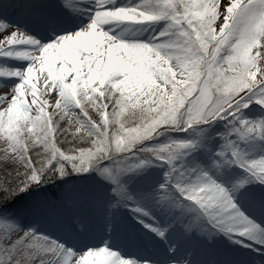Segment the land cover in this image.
<instances>
[{
  "label": "snow or ice",
  "instance_id": "1",
  "mask_svg": "<svg viewBox=\"0 0 264 264\" xmlns=\"http://www.w3.org/2000/svg\"><path fill=\"white\" fill-rule=\"evenodd\" d=\"M5 3L42 19L34 0H0V58L26 62L0 68V264H191L175 259V245L155 261L125 259L107 243L77 252L25 222L61 211L27 199L35 188L91 173L99 184L69 190L64 207L87 202L109 216L128 208L161 241L178 225L183 238L222 234L264 252V227L241 202L264 214V191L250 188L264 187V155L237 147L259 140L264 153V119L244 117L252 104L264 108V0H60L87 21L69 28L50 16L43 36L12 30ZM217 120L231 128L222 148L209 165L188 167L203 126ZM189 130L191 140L150 146ZM157 162L164 182L134 195L132 178ZM233 167L243 178H229ZM150 203L174 223L162 228Z\"/></svg>",
  "mask_w": 264,
  "mask_h": 264
},
{
  "label": "rangeland",
  "instance_id": "2",
  "mask_svg": "<svg viewBox=\"0 0 264 264\" xmlns=\"http://www.w3.org/2000/svg\"><path fill=\"white\" fill-rule=\"evenodd\" d=\"M21 2L23 3L24 0H21ZM57 2L60 3V0H34V5L44 7L51 6L52 3L56 4ZM4 8L6 12L4 19L13 27L12 30L18 29L24 31L23 28L14 25L13 5L5 3ZM64 14L68 16L65 11ZM70 16L71 21L74 23L72 24L73 27L82 21H87L88 18L86 14ZM24 32L33 34L27 31ZM25 64L26 62L0 58V68H23ZM9 84H11V81H9ZM244 117L252 122L264 119V108L252 104L248 109L244 110ZM203 127L207 129L203 147L187 158L186 165L188 167L194 164L209 165L213 154L222 148L224 144L223 137L229 134L227 126L218 120L211 125ZM177 133H180L177 141H188L194 138L192 130ZM68 139L71 140L72 137L69 136ZM230 139L233 141L237 140L235 136H231ZM168 140H162L154 145L166 143ZM261 143L259 140H252L248 143L238 142L237 147L242 152H249L251 147L255 145L256 150L251 152V156L259 158L261 155H264L260 151ZM64 146L68 147L69 145L65 144ZM166 171L167 166L157 162L154 166L147 168L132 178L130 182L131 191L134 195L140 192H155L159 185L164 182ZM226 174L231 179L243 178L245 175L241 169L236 167L227 170ZM65 179L67 180L63 181L60 186L55 187L59 193H64L65 197L69 190L73 192H85L94 189L99 184L98 178L94 173L85 176L69 175ZM57 183L52 185L55 186ZM47 185L50 184H44L41 188H38V191L43 192H36L30 200L55 202L60 206L61 211L54 215H47V218L42 219L44 221L47 220L46 226L34 223L36 229L38 232L50 235L54 239L66 243L77 252H84L89 247H100L107 243L111 250L118 252L125 259L142 261L145 258H149L155 261L160 256L165 255L170 246L175 245L177 247L175 259L180 257V259L176 260H190L191 264H261L264 261V252H261L255 245L243 247L241 244L234 243L222 234L216 235L210 240L196 235H193L191 238H183L178 225L170 228L167 239L161 241L154 234L144 229L141 224L137 223L134 214H129L127 208H119L109 216L105 210L94 208L85 202L74 207L73 212L75 214H68L63 203L58 201V199L47 198L45 200V197H49ZM250 188L257 196L264 191V187L259 184L250 185ZM241 202L244 204L245 211L261 227H264V214L255 209L247 199L242 198ZM147 208L153 220L162 228L169 227L174 223L171 214H167L154 204H148ZM115 216L117 219L112 222ZM256 216H258V219L254 218ZM144 219L145 222H152L147 217ZM78 228L81 233H77ZM151 255H154L155 258Z\"/></svg>",
  "mask_w": 264,
  "mask_h": 264
},
{
  "label": "trees",
  "instance_id": "3",
  "mask_svg": "<svg viewBox=\"0 0 264 264\" xmlns=\"http://www.w3.org/2000/svg\"><path fill=\"white\" fill-rule=\"evenodd\" d=\"M170 135H173L174 136V133H170ZM67 147V146H66ZM55 180L57 179H53L52 182H54ZM36 189V188H35Z\"/></svg>",
  "mask_w": 264,
  "mask_h": 264
}]
</instances>
